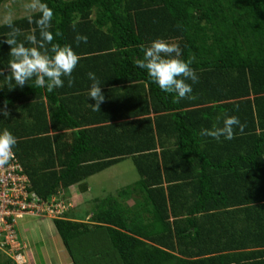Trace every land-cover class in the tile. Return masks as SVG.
Returning <instances> with one entry per match:
<instances>
[{"label": "trees", "instance_id": "trees-1", "mask_svg": "<svg viewBox=\"0 0 264 264\" xmlns=\"http://www.w3.org/2000/svg\"><path fill=\"white\" fill-rule=\"evenodd\" d=\"M43 2L54 13L50 31L62 33L53 42L80 60L73 86L64 78L51 93L31 80L9 90L0 76V107L7 101L11 113L0 115V132L16 137L31 190L43 199L74 185L83 192L88 177L126 158L139 174L93 197L89 210L50 219L70 264H264V0ZM14 23L24 34L36 29L23 16ZM8 31L0 26V40ZM77 33L87 43L77 46ZM157 39L195 57L199 81H186L195 99L173 103L134 66L140 45ZM9 51L0 45L5 76ZM89 72L102 85L101 111L90 106ZM224 115L237 116L244 133L199 135Z\"/></svg>", "mask_w": 264, "mask_h": 264}, {"label": "clouds", "instance_id": "clouds-1", "mask_svg": "<svg viewBox=\"0 0 264 264\" xmlns=\"http://www.w3.org/2000/svg\"><path fill=\"white\" fill-rule=\"evenodd\" d=\"M20 9L23 17L29 24H35L36 29L28 34L22 33L14 20L15 12L4 5V10L0 11V26H5L9 31L5 34L6 39L0 40V45L7 44L10 47L7 64L8 75L5 76V69L0 68V76H4L9 85V90L16 87L23 88L29 81L33 88H45L51 93L57 88L64 86V78H67L68 86L74 84L72 73L79 63L80 57L75 54L71 45L61 46L54 43L55 36H61L57 31L54 34L50 31L53 19V10L49 8L43 0H21ZM34 17H38L35 18ZM75 30L76 24H72ZM38 29L39 38L35 35ZM24 36V40L18 37ZM87 36L77 33L75 36L76 45L81 42L87 43ZM31 45V46H28ZM143 53L142 58L134 61V66L148 74L152 82L158 85L159 89L173 96V103H179L182 99H195L191 95L192 84L198 83L199 77L195 70L190 67L195 57H189L187 61L181 59L182 50L176 43H168L163 39L152 41L149 45H140ZM88 79L92 82L88 95L90 100L95 101L90 104L93 111H101V105L105 102V95L102 85L95 73L89 72ZM191 81L192 84L186 81ZM14 84V86H13ZM8 102L5 101L0 107V115L7 118L10 116ZM222 119V126L219 121ZM217 124L212 128H202L199 135L201 137H211L219 141L221 137L225 140H232L236 136V129L240 134L244 133L246 127L237 116L217 117ZM17 144L16 137L7 129L0 132V167L8 163L12 156V148Z\"/></svg>", "mask_w": 264, "mask_h": 264}, {"label": "rangeland", "instance_id": "rangeland-1", "mask_svg": "<svg viewBox=\"0 0 264 264\" xmlns=\"http://www.w3.org/2000/svg\"><path fill=\"white\" fill-rule=\"evenodd\" d=\"M21 0H7L0 5V11L4 5H8L17 17L23 16L20 9ZM139 179L133 162L126 158L90 177L85 181L89 189L80 191L77 185L72 187L77 196L71 199L72 209L77 213L86 211L91 207L93 197H103L116 193L117 189L132 184ZM71 197V195L66 194ZM65 195V196H66ZM75 203V205H74ZM74 206V207H73ZM18 234L25 243V259L30 264H70L68 253L61 242L60 237L53 229L50 219L31 216H19L17 220Z\"/></svg>", "mask_w": 264, "mask_h": 264}, {"label": "built area", "instance_id": "built-area-1", "mask_svg": "<svg viewBox=\"0 0 264 264\" xmlns=\"http://www.w3.org/2000/svg\"><path fill=\"white\" fill-rule=\"evenodd\" d=\"M30 187L29 177L12 149L8 163L0 167V255L11 260V264H30L25 259V243L18 234L19 216L63 218L72 207L64 192L43 199Z\"/></svg>", "mask_w": 264, "mask_h": 264}, {"label": "crops", "instance_id": "crops-1", "mask_svg": "<svg viewBox=\"0 0 264 264\" xmlns=\"http://www.w3.org/2000/svg\"><path fill=\"white\" fill-rule=\"evenodd\" d=\"M87 180V179H86ZM72 187H74V186H72ZM72 187L70 188V194H71V198H75L77 195L75 194V193H73V189H72ZM88 189H89V187H88ZM86 192H87V190H86Z\"/></svg>", "mask_w": 264, "mask_h": 264}]
</instances>
